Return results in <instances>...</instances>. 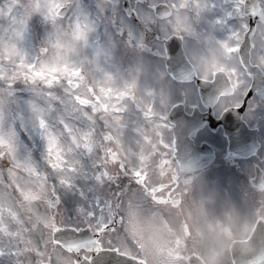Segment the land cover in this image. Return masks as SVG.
<instances>
[{"label":"flooded vegetation","instance_id":"flooded-vegetation-1","mask_svg":"<svg viewBox=\"0 0 264 264\" xmlns=\"http://www.w3.org/2000/svg\"><path fill=\"white\" fill-rule=\"evenodd\" d=\"M237 3L78 1V125L68 146L50 150L55 171L43 170L75 201L82 230L88 211L115 215L116 225L111 245L105 237L97 253L93 238L69 253L72 264L88 249L106 264L115 253L146 263L148 213L172 237L204 246L210 264H231L227 244L264 223V25L252 17L246 68L250 19ZM177 250L166 258L181 259Z\"/></svg>","mask_w":264,"mask_h":264},{"label":"rangeland","instance_id":"rangeland-1","mask_svg":"<svg viewBox=\"0 0 264 264\" xmlns=\"http://www.w3.org/2000/svg\"><path fill=\"white\" fill-rule=\"evenodd\" d=\"M69 1L73 6L61 21L65 26L62 33H55L58 20L53 23L39 12L28 15L22 37L14 31L3 32L5 25H0V153L4 154L0 157V264H39L48 259L53 264H69L73 259L53 245L51 233L64 224L78 226V208L72 197L61 196L58 212L49 209L50 194L60 184L59 180L48 181L50 175L43 170L47 161L55 171L46 154L57 144L68 146V137L78 125L74 100L78 96V36L76 22L71 28L67 24L78 17L79 0H64V4ZM259 1L264 6V0ZM10 4L11 0H0V9ZM40 4L44 10L47 0ZM43 47L46 54L40 53ZM41 57L43 68H39ZM28 64L38 67L28 70ZM38 70L45 81H23L22 73L33 75ZM148 221L147 263L173 264L165 256H173L170 248L175 242L166 240L167 234L160 240L163 232L152 229L151 217ZM176 240L184 253L203 249ZM180 251L178 247L176 256H181Z\"/></svg>","mask_w":264,"mask_h":264},{"label":"snow or ice","instance_id":"snow-or-ice-1","mask_svg":"<svg viewBox=\"0 0 264 264\" xmlns=\"http://www.w3.org/2000/svg\"><path fill=\"white\" fill-rule=\"evenodd\" d=\"M65 7L64 0H47V7L44 10H41V4L40 0H26V2L20 4L19 0H11V4L6 9H0V17L3 19H0V25H5L3 28V32L5 31H14L16 35L22 37L25 25H26V19L28 15H30L32 12H39L42 13L43 16L52 21L53 23H56L58 19H62L63 9ZM175 7V5H173ZM264 7V6H262ZM254 8V7H253ZM247 11V0H238L237 5L233 9V11ZM254 13V11H253ZM81 17H77L75 20L70 19L67 26L73 27V22L75 21V28L76 32L75 35L79 36L81 35V25L79 21ZM65 26H61L63 28ZM231 31H236L229 29ZM240 45L238 44L235 47V51L238 50ZM41 53L46 54L47 48L43 47L40 49ZM41 64L39 65V68H43V60L42 57L40 58ZM28 70H32L37 68V65L34 64H28L27 66ZM39 74V70L37 72ZM56 75L57 73H53ZM4 154L0 153V157H3ZM45 165L50 168V165H47V161H45ZM116 166L119 169H126L127 166L122 163H117ZM131 175L135 177L137 183L139 182V176L140 171L136 168L129 170ZM167 188L171 189L172 185L169 184ZM164 191L163 189L161 192ZM161 192H158L157 194H161ZM58 203H59V196L57 193V209H58ZM87 220L82 221V223L86 224V227L82 230L79 226H69L64 224L65 226L61 229H59V233L65 237L71 238L73 240H91L96 239L100 242V247L95 249V252L100 253L102 251V248L105 244V237H107V243L111 245L113 243V240L111 239V233L115 231V225H116V216L113 215L109 217L107 214L101 212L99 215L95 211H88L85 213ZM122 222V220H121ZM64 223V222H63ZM91 231L92 235L88 238H85V232ZM119 252V247L115 249ZM93 249L86 250V254L83 257H77L76 264H106V261L100 256H98L95 260L93 259V256L91 255V252Z\"/></svg>","mask_w":264,"mask_h":264},{"label":"water","instance_id":"water-1","mask_svg":"<svg viewBox=\"0 0 264 264\" xmlns=\"http://www.w3.org/2000/svg\"><path fill=\"white\" fill-rule=\"evenodd\" d=\"M250 4H252V6L258 10V16L260 18H262V13L260 11V9H258L257 7V0H247ZM248 7V6H247ZM249 9H251L250 7H248ZM54 240L58 243H61L62 246H64L65 248L71 250V249H78V240H73L71 238L65 237L63 235H61L59 233V230H57L54 234H53ZM254 240V237L252 236L249 246H244V245H235L233 247V256L236 259L234 262L235 264H250V261L253 262L254 259H252V257H254L253 255V251H252V247L251 244L253 243L252 241ZM191 262V261H190Z\"/></svg>","mask_w":264,"mask_h":264}]
</instances>
